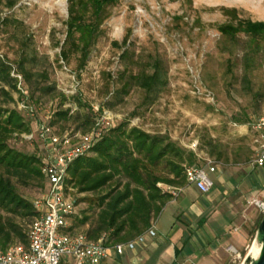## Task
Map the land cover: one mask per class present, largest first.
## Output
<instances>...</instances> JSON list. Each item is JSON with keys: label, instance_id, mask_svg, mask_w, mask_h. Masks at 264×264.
Returning a JSON list of instances; mask_svg holds the SVG:
<instances>
[{"label": "rangeland", "instance_id": "1", "mask_svg": "<svg viewBox=\"0 0 264 264\" xmlns=\"http://www.w3.org/2000/svg\"><path fill=\"white\" fill-rule=\"evenodd\" d=\"M12 2L15 5L9 9L7 5ZM6 18L22 25L20 34L2 22ZM66 20V0H0V57L16 67L22 51L16 35L22 36L26 52L37 57L38 65L49 64L46 66L49 82L66 96L60 103L57 97L36 93L34 100L40 97L39 103L27 106L33 111L32 116L28 110L18 109L22 102L16 93L14 103L3 108L17 110L29 122L31 133L39 124L48 123L57 111H68L69 116L79 112L83 116L89 111L94 114L104 110L113 115L112 126L127 124L152 135H166L186 152L197 142L195 165H203L205 156L228 177L230 174L244 177L238 217L245 216L253 223L252 240L253 230L262 218L253 201H264V174L251 165L253 156L249 152L253 151V143L248 126L264 113V95L254 100L243 91L242 51L238 50L233 57L222 53L223 39L217 28L243 20L264 23V0H119L109 10L102 34L80 71L76 70L74 60L67 64L59 57ZM152 59L162 62L167 86L152 103H147L145 93L130 86L127 77L146 69ZM228 59L235 65L230 73ZM256 64L253 92L264 93V56L259 55ZM75 126L70 120L55 124L54 129L61 131L63 127L68 132H79ZM24 135L13 136L8 145L27 154L40 148L37 139L28 141ZM210 140L219 146L214 155L210 154ZM239 149L241 162L235 163L231 160ZM220 151L228 163L218 159L216 153ZM247 155L251 157L249 162L244 161ZM211 178L215 183L214 177ZM185 187L183 195L174 203H167L156 219L158 229L169 231L176 223L178 209L193 203L189 194H196V188ZM251 188L255 192L247 193ZM20 192L31 201L37 195L36 187L22 188ZM69 194L75 201L78 218L89 214L87 202L92 196L79 194L73 188ZM250 245L251 242L240 254L231 253V264H241Z\"/></svg>", "mask_w": 264, "mask_h": 264}, {"label": "trees", "instance_id": "2", "mask_svg": "<svg viewBox=\"0 0 264 264\" xmlns=\"http://www.w3.org/2000/svg\"><path fill=\"white\" fill-rule=\"evenodd\" d=\"M66 3V35L59 57L67 64L74 60L76 70L80 71L86 66L102 34L109 10L119 0H66ZM14 5L12 2L7 7L10 9ZM2 22L20 34L22 25L19 22L9 18ZM217 31L223 39L222 53L233 57L238 50L242 51L240 83L243 91L251 94L254 100L262 97L263 91L253 92L252 75L258 66L257 57L264 56V23L237 21L219 26ZM16 37L22 47L17 66L13 67L0 57V250L12 245H27L28 227L35 211L32 201L20 191L36 187L37 197L45 188L40 171L42 150L38 147L27 154L8 145L13 136L31 133L29 122L17 110L3 107L14 103L13 93L18 94V99L26 106L39 103L40 97L34 100L36 93L47 98L57 97L60 103L66 100L55 84L49 82V64L38 65L37 57L26 52L23 37ZM123 44H126L125 40ZM229 61L227 72L230 73L235 65ZM36 67L40 69L35 70ZM12 73L21 78L20 89ZM127 78L130 86L134 85L145 93L147 103H152L167 86V72L159 59H152L146 69ZM78 105L82 107L79 101ZM99 114L100 111L94 114L89 111L83 116L79 112L69 116L68 111H57L48 125L62 136L68 131L63 127L56 131L54 125L72 120L76 123L75 131L85 134L94 126ZM208 145L211 155L219 150L217 143L211 140ZM188 151L166 135H152L127 124L101 129L91 148L92 155L75 160L68 168V185L79 194L92 196L87 202L89 214L78 218L75 213L71 218L70 232H78L79 228L87 226L79 233L90 241L105 235L107 245L131 242L144 234L170 202V196L158 184L173 187L185 184L184 167L194 165L198 157L192 150ZM241 152L239 149L231 161L241 162ZM216 154L219 160L228 163L224 153ZM249 154L254 156V150ZM250 160L248 155L244 157L245 162Z\"/></svg>", "mask_w": 264, "mask_h": 264}, {"label": "built area", "instance_id": "3", "mask_svg": "<svg viewBox=\"0 0 264 264\" xmlns=\"http://www.w3.org/2000/svg\"><path fill=\"white\" fill-rule=\"evenodd\" d=\"M18 80L21 78L11 74ZM18 109H26L31 116L33 111L22 103ZM113 115L102 110L94 126L88 133L68 132L57 135L48 123L36 126L34 133L24 135V139H37L42 150L40 171L45 180V188L33 201L35 211L27 232V245H12L0 250V264H102L112 254L122 256L126 250H133L135 244H142L145 238L155 237L154 225L144 234L131 242L107 245L106 236L90 241L79 232H70L71 218L76 213L74 199L70 196L68 168L77 159L88 156L101 129L111 128ZM252 134L254 156L252 165L264 167V113L257 116L248 126ZM197 154V142L190 145ZM198 156V154H197ZM216 164L208 157H203V165L185 166L183 175L185 184L193 185L201 194L208 193L214 183L211 178L216 172ZM162 191L175 201L181 194V187L158 184ZM253 205L264 213V201L255 200ZM228 253L236 254L232 246Z\"/></svg>", "mask_w": 264, "mask_h": 264}, {"label": "crops", "instance_id": "4", "mask_svg": "<svg viewBox=\"0 0 264 264\" xmlns=\"http://www.w3.org/2000/svg\"><path fill=\"white\" fill-rule=\"evenodd\" d=\"M259 170L264 174V167ZM212 177L215 179L212 189L206 194L196 189V194H189L194 198L193 203L188 208L178 209L176 223L169 231L158 229L155 221V237L147 236L142 244H135L133 250H126L122 256L112 254L102 264H231L232 256L227 248L232 246L236 255L240 254L252 237L253 223L245 216L238 217L244 177L234 174L228 177L218 168ZM185 186L187 184L181 186L180 196ZM254 190L251 188L247 193Z\"/></svg>", "mask_w": 264, "mask_h": 264}, {"label": "water", "instance_id": "5", "mask_svg": "<svg viewBox=\"0 0 264 264\" xmlns=\"http://www.w3.org/2000/svg\"><path fill=\"white\" fill-rule=\"evenodd\" d=\"M241 264H264V213L254 232L249 250Z\"/></svg>", "mask_w": 264, "mask_h": 264}]
</instances>
